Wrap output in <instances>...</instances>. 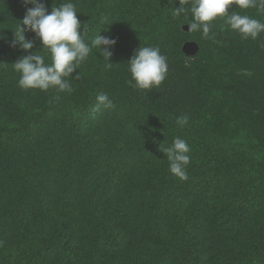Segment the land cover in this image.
<instances>
[{
	"label": "trees",
	"instance_id": "trees-1",
	"mask_svg": "<svg viewBox=\"0 0 264 264\" xmlns=\"http://www.w3.org/2000/svg\"><path fill=\"white\" fill-rule=\"evenodd\" d=\"M71 2L89 37L117 40L114 65L93 49L56 99L20 88L12 66L43 49L22 24L34 5L0 0V264H264V33L243 40L219 19L213 38L186 32L179 0ZM19 22L32 50L11 46ZM141 46L169 67L150 92L128 84ZM100 92L115 108L93 111ZM175 137L191 149L186 181L160 151Z\"/></svg>",
	"mask_w": 264,
	"mask_h": 264
},
{
	"label": "clouds",
	"instance_id": "clouds-1",
	"mask_svg": "<svg viewBox=\"0 0 264 264\" xmlns=\"http://www.w3.org/2000/svg\"><path fill=\"white\" fill-rule=\"evenodd\" d=\"M181 7L173 10L174 18L191 13V19L187 23L190 32L200 31L203 38H213L211 29L218 19L240 35L243 40L259 39L264 33V22L252 18L249 15H241L240 10L251 8L257 9L258 13L264 14V0H179ZM24 3L33 4L28 8L22 24L28 31L34 32L39 38L43 49L35 54L21 57L12 66L20 75L18 86L24 90L39 89L44 92L53 90L59 94H72L74 88L72 80H80L81 73L73 78V73L80 69L92 53L98 50L99 56L105 60L106 70H111L113 63L110 62L113 52L112 48L117 40L100 34L88 36L87 24H81L77 18L76 6L71 0L62 2L59 6H52L49 13L47 7L41 0H24ZM238 6L239 11H233L230 15L228 9ZM83 28V34L81 33ZM105 29L104 31H107ZM25 28L21 27L14 32L11 46H20L29 51L34 47L33 42L25 39ZM0 36V39H3ZM264 48V44H261ZM46 56L50 57V63L46 62ZM128 64L131 79L128 81L130 87L150 92L158 89L165 81L169 67L167 57L161 54L158 46H141L136 50ZM115 108L113 100L105 92L96 96L93 111ZM189 116L184 114L176 118L175 123L181 129L189 126ZM160 151L164 153L169 164V172L181 181L188 180L187 168L190 165V147L185 139L175 137L169 147L161 146ZM0 241V246H2Z\"/></svg>",
	"mask_w": 264,
	"mask_h": 264
},
{
	"label": "water",
	"instance_id": "water-1",
	"mask_svg": "<svg viewBox=\"0 0 264 264\" xmlns=\"http://www.w3.org/2000/svg\"><path fill=\"white\" fill-rule=\"evenodd\" d=\"M183 30L186 32H189V27L185 26L183 27ZM199 45L195 42H187L183 46V52L188 56V57H194L199 53Z\"/></svg>",
	"mask_w": 264,
	"mask_h": 264
}]
</instances>
